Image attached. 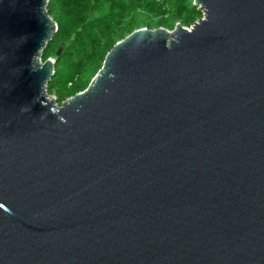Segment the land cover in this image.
<instances>
[{"label":"water","instance_id":"water-1","mask_svg":"<svg viewBox=\"0 0 264 264\" xmlns=\"http://www.w3.org/2000/svg\"><path fill=\"white\" fill-rule=\"evenodd\" d=\"M48 2L0 0V264H264V0L134 30L61 104Z\"/></svg>","mask_w":264,"mask_h":264},{"label":"trees","instance_id":"trees-1","mask_svg":"<svg viewBox=\"0 0 264 264\" xmlns=\"http://www.w3.org/2000/svg\"><path fill=\"white\" fill-rule=\"evenodd\" d=\"M57 24L42 61L55 59L48 93L58 104L84 91L107 53L134 30L191 27L203 17L193 0H49Z\"/></svg>","mask_w":264,"mask_h":264},{"label":"rangeland","instance_id":"rangeland-1","mask_svg":"<svg viewBox=\"0 0 264 264\" xmlns=\"http://www.w3.org/2000/svg\"><path fill=\"white\" fill-rule=\"evenodd\" d=\"M51 98L56 100V97L55 96H51ZM56 103H58V102L56 101Z\"/></svg>","mask_w":264,"mask_h":264},{"label":"bare ground","instance_id":"bare-ground-1","mask_svg":"<svg viewBox=\"0 0 264 264\" xmlns=\"http://www.w3.org/2000/svg\"><path fill=\"white\" fill-rule=\"evenodd\" d=\"M51 99V98H50Z\"/></svg>","mask_w":264,"mask_h":264}]
</instances>
